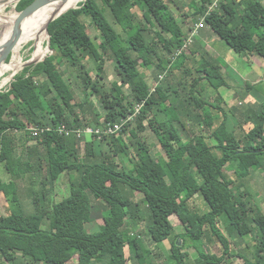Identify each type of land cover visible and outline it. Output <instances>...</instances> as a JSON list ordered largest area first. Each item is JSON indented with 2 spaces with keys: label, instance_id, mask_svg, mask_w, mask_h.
I'll return each mask as SVG.
<instances>
[{
  "label": "trees",
  "instance_id": "16d2710c",
  "mask_svg": "<svg viewBox=\"0 0 264 264\" xmlns=\"http://www.w3.org/2000/svg\"><path fill=\"white\" fill-rule=\"evenodd\" d=\"M34 1L22 0L17 10ZM191 18L203 19L236 54L264 59L260 0H86L50 24L52 54L0 93V166L15 181L0 175L10 207L0 213V264H69L75 257L78 264H153L164 256L166 264H264V213L252 191L264 158V104L226 110L219 91L230 85L218 58L193 50L195 43L178 56ZM108 61L118 95L105 84ZM64 67L85 98L71 89ZM206 84L216 101L204 95ZM256 85H246L245 99ZM138 106L136 120L117 135L88 140L58 131L121 123ZM34 128L51 130L36 135ZM147 130L164 157L141 138ZM62 175L70 195L56 202ZM25 180L27 198L17 185ZM27 200L31 211L23 214ZM100 217L103 225L89 231ZM217 244L224 257L213 251Z\"/></svg>",
  "mask_w": 264,
  "mask_h": 264
},
{
  "label": "rangeland",
  "instance_id": "374dc122",
  "mask_svg": "<svg viewBox=\"0 0 264 264\" xmlns=\"http://www.w3.org/2000/svg\"><path fill=\"white\" fill-rule=\"evenodd\" d=\"M86 0H84L83 2H85ZM264 3V0H260ZM82 2V3H83ZM17 7L16 4L14 5H10L8 8L5 7L2 10V14L3 17L5 16H9L13 13V11L17 12ZM191 22L192 25L189 24L190 28H195V26L197 24H199L200 22L203 21V19L201 21H193V19L191 18L189 20ZM208 27H204V29H206ZM6 29V27H0V31H4ZM201 32V31H200ZM203 32V31H202ZM89 33L92 35V37H95L98 35L97 31L89 26ZM2 37L1 33H0V38ZM48 37V36H47ZM40 37H37L36 39L22 45L23 46V50L21 52V58L23 60V65L21 66L22 70L17 72L16 74H14L13 78L11 80H9L6 85L2 88V92L6 91L10 85L11 82L13 81L14 77L16 75H20L23 70L26 68L25 65L32 60L33 57V53L34 51H36L38 49V47L35 46V42L39 39ZM49 37L47 38V41L43 42L41 45H39L42 49H48L49 53L46 56V58L48 56H50L52 54V52L49 49ZM218 40V42H216ZM42 41H40L41 43ZM194 43L196 45V47H194L193 50L199 51L198 48L200 49H204L206 51H209L212 55H214L216 58H218L221 66L223 67V75L226 79V81L228 82V84L230 85V88H223L219 91L220 95L223 97V99L228 103L226 105V110L231 109L232 107H237L239 109L242 110H247L249 108V105H254V102L256 103V101L261 102L264 104V59L263 58H255L253 60H251L248 57L245 56H240L238 54H236L234 52L233 54V59L229 58L228 54V49H230L225 42H223L218 36H216V40L214 41H206L203 38V34L200 33L198 35H196L194 37ZM200 47H198V46ZM193 48V47H192ZM45 55L44 54H39L34 61H39L42 62L44 59ZM13 60V53L10 57V60L7 62V64H4L1 69H0V73H2L6 67L12 62ZM255 60V61H254ZM91 63H94L93 60H91ZM93 66V64H91ZM105 67V84L107 88H115L117 95L120 94L122 92V86L121 83L118 81L117 77H116V71H115V67L114 64L110 61L106 62V64L104 65ZM63 71L66 73V79L68 80V82L70 83V87L71 89L75 92V94L77 96H79L80 98H85L84 94H83V90L81 89V86L79 84V81H76L75 79L70 78L69 73L67 72L66 67L63 68ZM94 77H95V72H94ZM179 76H178V80H179ZM38 81H43L44 77H40L37 79ZM174 81H177V79ZM256 85V88L254 89V94L252 95V93L248 96V97H252L250 98V100L245 99L246 95L243 94L246 88V85ZM204 95L209 98L210 100H214L216 101V96H218V92H216L213 88H211L210 86H207V84L204 87ZM245 95V96H244ZM248 95V94H247ZM243 105V106H242ZM224 107V105H223ZM247 131H249L250 126L246 127ZM141 138L143 140H145L153 149V152L158 155V156H162L164 157V153L159 145L158 140L156 139V137L154 136V134L150 131L147 130L146 132H144L143 134L140 135ZM88 140H92V135H87L85 136ZM119 161V160H118ZM120 164H122V160L119 161ZM127 169H131L132 165L129 163V161H126L125 163ZM255 171V174L253 175V179L256 180V185H253L252 191L254 193V202L255 204H257V206L262 207L264 206V158H263V164L261 165L260 168H256L253 170V172ZM227 172L230 175H233L235 172V169L230 166L227 167ZM0 175L2 177V179L9 183L11 181L15 182L14 179L11 177L10 174H8V172L6 171L5 168V164H2L0 166ZM17 185L19 186L21 193L22 194H26V198H27V193H28V186H29V180H25V181H18ZM55 201L59 202L61 200H63L64 198H66L69 194H70V184L68 181V177L66 175H62L57 183V187L55 189ZM26 204V208L22 209L23 214H28V212L31 211V206L29 205V201H25ZM0 213L1 215H8L10 213V207L7 203V201L5 200V197L3 194H1L0 196ZM172 223L174 224V226L179 230L182 229V225L179 221V219L176 216H173L171 218ZM103 225V220L102 218H97L95 219V221L91 224L88 225V229L89 231H94V230H98L100 226ZM142 230H144V228H141ZM183 231V230H181ZM147 239V238H146ZM165 245V244H164ZM152 249L157 250L158 248H155L154 246H152ZM188 249H191V253L192 255L196 254V252L193 250L191 247H188ZM187 250V248H186ZM215 253H218L220 257H224L225 253H224V247L223 246H215L214 250ZM197 255V254H196ZM197 258V257H196ZM190 259V258H189ZM167 260L166 257H163L160 261L158 262H154V264H166ZM69 264H78V258L75 257L71 263Z\"/></svg>",
  "mask_w": 264,
  "mask_h": 264
},
{
  "label": "bare ground",
  "instance_id": "6f19581e",
  "mask_svg": "<svg viewBox=\"0 0 264 264\" xmlns=\"http://www.w3.org/2000/svg\"><path fill=\"white\" fill-rule=\"evenodd\" d=\"M4 1L6 0H0V3H3ZM83 1L84 0H54L52 3L46 5L23 22L18 44L13 51V60L6 67V69L2 73H0V86L2 88L9 80L13 78L14 74L22 70V45L36 39L37 37H40L35 42V46L38 47V49L34 51L32 61H34V59L39 54H44L45 59L49 51L48 49H42L39 45L47 41V38L49 37L47 33V26L49 22L57 15L78 7ZM5 7L8 6L0 5V27H6L4 31H0L2 35V37L0 38V49H2L4 45L10 40L13 33L14 24L18 18V13L15 11H13L11 15L3 17L2 10ZM40 41L42 42L40 43Z\"/></svg>",
  "mask_w": 264,
  "mask_h": 264
},
{
  "label": "built area",
  "instance_id": "2783aa9c",
  "mask_svg": "<svg viewBox=\"0 0 264 264\" xmlns=\"http://www.w3.org/2000/svg\"><path fill=\"white\" fill-rule=\"evenodd\" d=\"M203 28H204V20L202 22H200L199 24H197L195 26V28H193L184 49H182L178 52V56L185 54L186 50L194 43V37L196 35L200 34V31ZM141 107L142 106H138L136 108L135 113L130 115L126 120H123L121 123H116V124L109 123L105 127H98V128L86 127L84 129H76V130H69L66 126L62 125L61 127L58 128V131L63 135H66V136L76 135L79 138H82L83 136L85 137L87 135H92V137L97 136L98 139H102L105 136L117 135L121 132V130L123 129V127L125 125L136 120L138 113L140 112ZM50 130H51L50 128H48V129L43 128L40 130L38 128L33 129V131H35L36 135L39 132L44 133V132H47Z\"/></svg>",
  "mask_w": 264,
  "mask_h": 264
},
{
  "label": "water",
  "instance_id": "95a60500",
  "mask_svg": "<svg viewBox=\"0 0 264 264\" xmlns=\"http://www.w3.org/2000/svg\"><path fill=\"white\" fill-rule=\"evenodd\" d=\"M22 0H6L4 1L3 3H0V5H7L8 7L10 5H14L16 4V6L21 2ZM54 0H35L30 6H28L25 10L19 12L17 11L18 13V18L14 24V29H13V33H12V36L10 38V40L4 45V47L2 49H0V69L1 67L6 64L9 60V58L11 57L15 47L17 46L18 44V41H19V38H20V35H21V27H22V24L23 22L31 17L33 14H35L37 11H39L40 9H42L43 7H45L46 5L52 3ZM7 7V8H8ZM78 8V7H76ZM74 8V9H76ZM68 12V11H66ZM65 12V13H66ZM64 13L60 14V15H57L56 17H54L48 24L47 26V33L49 35V26L52 22H54L56 19H58L59 17H61ZM49 39H50V35H49ZM49 49L51 51V48H50V40H49ZM44 61V60H43ZM42 61V62H43ZM40 62L38 61H29L25 67H30V66H33V65H37L39 64ZM2 92V87L0 86V93Z\"/></svg>",
  "mask_w": 264,
  "mask_h": 264
},
{
  "label": "crops",
  "instance_id": "0c3cea01",
  "mask_svg": "<svg viewBox=\"0 0 264 264\" xmlns=\"http://www.w3.org/2000/svg\"><path fill=\"white\" fill-rule=\"evenodd\" d=\"M203 31V32H202ZM200 33H202L203 34V38L206 40V41H214V40H216V35L209 29V28H206V29H202L201 30V32ZM216 42H218V40L216 41ZM229 51H228V56H229V58H231V59H233V54H234V51L233 50H231V49H228ZM253 59H255V58H252L251 60H253ZM255 61V60H254ZM257 84V83H256ZM255 84V85H256ZM250 98H252L251 96L250 97H248L247 99L248 100H250ZM246 99V100H247ZM254 174H255V172H254ZM253 174V175H254ZM256 180H254L253 179V183L252 184H255L256 185ZM56 194V193H55ZM70 195V194H69ZM68 195V196H69ZM67 196V197H68ZM66 197V198H67ZM65 199V198H64ZM264 204V203H263ZM260 209L263 211V213H264V206H262V207H260ZM182 227V229L181 230H183V226H181ZM178 230V229H177ZM180 229L178 230V232L179 233H181L182 231H181ZM165 245L163 246L164 247V249H165V253H167V254H170L171 253V247H172V245L169 243V242H165L164 243ZM217 246H220V244H217ZM194 249L192 248V251H193ZM184 251H187L188 253H189V255H190V260H192V261H194V260H196V257L198 256V254H197V252H196V254H194V255H192V253H191V249H187V250H184ZM163 252V253H164ZM216 254H218V253H216ZM165 255V254H164ZM219 255V254H218ZM165 257V256H164ZM78 258V257H77ZM156 263V262H155ZM154 264V263H153ZM239 264H244L242 261H239Z\"/></svg>",
  "mask_w": 264,
  "mask_h": 264
}]
</instances>
